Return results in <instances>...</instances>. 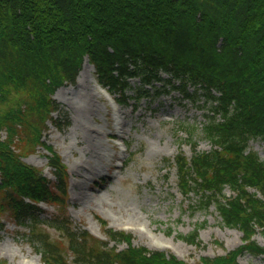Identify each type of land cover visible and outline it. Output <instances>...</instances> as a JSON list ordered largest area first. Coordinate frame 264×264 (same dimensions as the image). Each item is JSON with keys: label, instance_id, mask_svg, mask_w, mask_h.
Segmentation results:
<instances>
[{"label": "trees", "instance_id": "16d2710c", "mask_svg": "<svg viewBox=\"0 0 264 264\" xmlns=\"http://www.w3.org/2000/svg\"><path fill=\"white\" fill-rule=\"evenodd\" d=\"M85 58L120 103L172 89L193 102L202 97L204 122L180 125L192 153L175 155L178 185L197 195L200 209L214 204L245 244L189 263L132 245L129 233L107 228L104 220L108 237L127 247L73 228L66 167L42 132L49 119L57 126L67 121L52 95L75 82ZM1 130L0 218L26 227L47 264H238L245 249L263 252L251 236L257 229L264 234V160L249 140L264 139V0H0ZM197 134L210 149L196 150ZM38 146L49 152L53 181L22 160ZM226 187L234 194L226 196ZM40 201L54 207L46 217ZM198 226L179 237L199 244Z\"/></svg>", "mask_w": 264, "mask_h": 264}, {"label": "rangeland", "instance_id": "374dc122", "mask_svg": "<svg viewBox=\"0 0 264 264\" xmlns=\"http://www.w3.org/2000/svg\"><path fill=\"white\" fill-rule=\"evenodd\" d=\"M130 81L133 83L134 79ZM53 97L66 112L67 124L57 128L48 121L43 138L68 169V212L73 228L87 229L105 239L97 219L100 216L109 226L129 231L135 246L169 250L189 262L203 254L223 253L241 243V232L223 224L213 204L200 209L196 194H184L177 184L173 158L179 150L187 157L192 151L186 131L178 125L200 127L204 122L208 105L201 96L193 102L176 91H153L137 101L116 105L97 87L93 66L85 60L76 81L57 88ZM115 115L123 130V151L116 143L120 137L113 129ZM195 138L197 150L210 148L206 138L200 134ZM249 146L264 160L263 138L251 139ZM44 153L43 148H38L24 160L54 180ZM224 192L231 194L228 187ZM42 207L46 212L41 217L53 211L52 206ZM198 224L200 246L178 237ZM138 225L144 226L145 231L136 230ZM49 232L56 238L53 229L49 228ZM26 233L10 217L0 225V258L5 259L4 264H40L41 252ZM153 238L170 243L171 248L161 247ZM254 240L264 248L262 233L255 234ZM116 246L123 248L126 244L119 241ZM67 256L68 260L72 257ZM237 259L238 264H264V253L243 251Z\"/></svg>", "mask_w": 264, "mask_h": 264}]
</instances>
